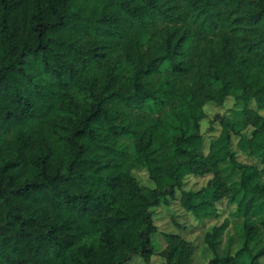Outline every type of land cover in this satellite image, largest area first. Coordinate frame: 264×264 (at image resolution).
<instances>
[{
    "label": "trees",
    "instance_id": "obj_1",
    "mask_svg": "<svg viewBox=\"0 0 264 264\" xmlns=\"http://www.w3.org/2000/svg\"><path fill=\"white\" fill-rule=\"evenodd\" d=\"M230 95L242 120L215 115L205 149L203 107ZM263 109L264 0H0V264H191L180 233L155 241V209L179 192L202 222L223 199L244 216L264 202ZM188 175L210 178L185 190ZM227 225L205 231L204 264H264V218L221 255Z\"/></svg>",
    "mask_w": 264,
    "mask_h": 264
},
{
    "label": "rangeland",
    "instance_id": "obj_2",
    "mask_svg": "<svg viewBox=\"0 0 264 264\" xmlns=\"http://www.w3.org/2000/svg\"><path fill=\"white\" fill-rule=\"evenodd\" d=\"M242 102L233 95L226 97L222 104L213 102H207L204 107L205 117L201 121V132L204 136L205 149L211 140L215 139L220 130L218 122L214 119L215 115H222L230 121L242 120ZM259 113L264 116V109ZM123 142L131 147L132 143L129 139H124ZM236 138L233 139L231 149L236 151V159L241 163H247L252 166L262 168L261 163L255 157H249L244 152L236 148ZM221 175L223 176L227 184H236L239 180V171L231 163L224 162L220 164ZM134 176L138 179L139 183L146 186H151L152 182L149 180L148 175L144 169H135L133 171ZM210 175L205 176H193L188 175L185 179L183 189L195 190L203 186ZM264 180V176L262 181ZM179 192L176 193V199L171 201L168 206L161 205L155 209L153 215L154 224L157 226L158 233L155 234V241L159 244V247L164 246L162 239V232H178L181 236L192 242L195 246L194 255L191 264H204L211 257V252L203 242V236L206 230L214 224H219L223 219L228 220V225L225 228L222 236V242L219 245V252L221 255L231 254L233 255L238 249L243 246L244 243V225L253 223L258 225L264 218V202L257 200L256 208L249 215L244 216L236 209L235 204H228L225 199L218 203L220 211V217L217 220L202 222L194 219V217L184 210L178 202ZM174 221L181 227L178 229L174 225ZM264 245V230H260L255 238L249 242V247L253 253ZM153 263L160 262V257L154 255L151 258ZM127 264H144L141 258L133 256Z\"/></svg>",
    "mask_w": 264,
    "mask_h": 264
}]
</instances>
